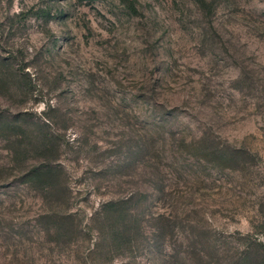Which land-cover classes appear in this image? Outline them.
Returning <instances> with one entry per match:
<instances>
[{
	"label": "rangeland",
	"instance_id": "obj_1",
	"mask_svg": "<svg viewBox=\"0 0 264 264\" xmlns=\"http://www.w3.org/2000/svg\"><path fill=\"white\" fill-rule=\"evenodd\" d=\"M0 264H264V0H0Z\"/></svg>",
	"mask_w": 264,
	"mask_h": 264
},
{
	"label": "trees",
	"instance_id": "obj_2",
	"mask_svg": "<svg viewBox=\"0 0 264 264\" xmlns=\"http://www.w3.org/2000/svg\"><path fill=\"white\" fill-rule=\"evenodd\" d=\"M45 168H43V167H36L35 169H32L31 171H30V173L28 174V175H34V176H37V177H40V174H42V172H43V170H44ZM45 173H49V171H44Z\"/></svg>",
	"mask_w": 264,
	"mask_h": 264
}]
</instances>
